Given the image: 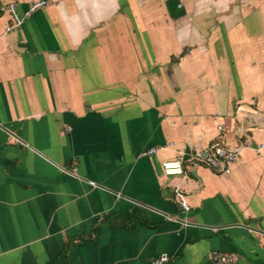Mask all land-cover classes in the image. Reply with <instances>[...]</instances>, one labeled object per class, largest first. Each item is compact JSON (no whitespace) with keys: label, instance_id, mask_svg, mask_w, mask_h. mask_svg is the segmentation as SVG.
I'll use <instances>...</instances> for the list:
<instances>
[{"label":"crops","instance_id":"crops-1","mask_svg":"<svg viewBox=\"0 0 264 264\" xmlns=\"http://www.w3.org/2000/svg\"><path fill=\"white\" fill-rule=\"evenodd\" d=\"M45 1L0 11V264H264V0Z\"/></svg>","mask_w":264,"mask_h":264},{"label":"built area","instance_id":"built-area-1","mask_svg":"<svg viewBox=\"0 0 264 264\" xmlns=\"http://www.w3.org/2000/svg\"><path fill=\"white\" fill-rule=\"evenodd\" d=\"M46 4L45 0L33 1L28 8L22 13L17 12L16 0L2 5L0 11H7L11 15V21L6 27L9 31L15 27L20 26L23 22L31 16L37 9L42 8ZM221 129V126H218ZM244 140L237 147H230L224 144L221 140L215 139L206 147L195 150L194 152H181L175 159L163 161L161 164L162 172L165 175H180L184 173V164L186 163H202L209 167L212 171L230 173V165L236 161L240 155L241 148L245 147ZM162 147H151L144 151L143 154H154ZM76 163H73L72 173H76ZM175 198L181 208L182 212L189 210V204L186 200L184 192L179 187L173 190ZM208 259L211 264H235L237 260L236 254L228 251L213 250L208 254ZM169 256L165 253L152 258L147 264H164L168 262Z\"/></svg>","mask_w":264,"mask_h":264}]
</instances>
